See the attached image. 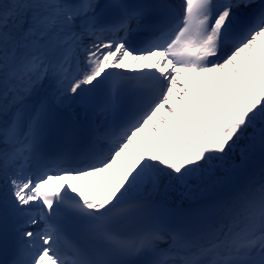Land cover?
I'll use <instances>...</instances> for the list:
<instances>
[{
    "label": "snow or ice",
    "instance_id": "1",
    "mask_svg": "<svg viewBox=\"0 0 264 264\" xmlns=\"http://www.w3.org/2000/svg\"><path fill=\"white\" fill-rule=\"evenodd\" d=\"M0 256L264 264V0H0Z\"/></svg>",
    "mask_w": 264,
    "mask_h": 264
},
{
    "label": "bare ground",
    "instance_id": "2",
    "mask_svg": "<svg viewBox=\"0 0 264 264\" xmlns=\"http://www.w3.org/2000/svg\"><path fill=\"white\" fill-rule=\"evenodd\" d=\"M128 72H131V70H127ZM82 111L81 109H77V112ZM259 170H260V161H259V157L257 156L252 167L250 168V172L254 173L257 177L259 176ZM226 194V190L225 192H221L220 195H225ZM198 199H187V198H183L181 197L178 193H171L169 195V203L171 204V206H180V205H184L186 203H190L192 201H196Z\"/></svg>",
    "mask_w": 264,
    "mask_h": 264
}]
</instances>
